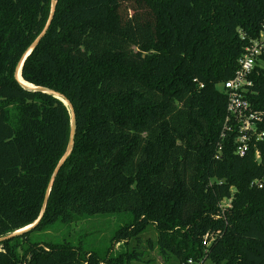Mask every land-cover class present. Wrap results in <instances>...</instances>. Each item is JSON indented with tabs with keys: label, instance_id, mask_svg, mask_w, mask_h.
Instances as JSON below:
<instances>
[{
	"label": "trees",
	"instance_id": "obj_1",
	"mask_svg": "<svg viewBox=\"0 0 264 264\" xmlns=\"http://www.w3.org/2000/svg\"><path fill=\"white\" fill-rule=\"evenodd\" d=\"M51 5L0 0V238L33 225L47 197L34 228L0 242V264H133L149 227L164 264H264V139L258 159L234 154L218 89L258 37L264 0H56L21 70L74 110L52 183L70 113L15 79ZM251 81L264 112V55ZM95 218L122 224L105 252L42 239Z\"/></svg>",
	"mask_w": 264,
	"mask_h": 264
},
{
	"label": "built area",
	"instance_id": "obj_2",
	"mask_svg": "<svg viewBox=\"0 0 264 264\" xmlns=\"http://www.w3.org/2000/svg\"><path fill=\"white\" fill-rule=\"evenodd\" d=\"M241 39L245 41V37L242 36ZM263 55L264 25L258 37L248 41L243 54L237 60V68L232 78L218 85L219 91L226 97V116L220 138L230 137L233 140L234 154L238 157H244L255 150V157L258 159L257 145L264 139V131L260 129L264 123V112L257 110L249 99L253 87L251 75ZM220 150L219 146L218 151ZM257 185L259 188L262 186L261 183ZM229 208L231 200L221 202V211ZM211 241L212 238L207 235L204 237L203 245L208 247Z\"/></svg>",
	"mask_w": 264,
	"mask_h": 264
},
{
	"label": "rangeland",
	"instance_id": "obj_3",
	"mask_svg": "<svg viewBox=\"0 0 264 264\" xmlns=\"http://www.w3.org/2000/svg\"><path fill=\"white\" fill-rule=\"evenodd\" d=\"M227 203V202H226ZM126 215L122 216V219H126ZM88 224L79 223L72 225L71 227L64 228V233L62 235L48 234L42 236L45 241L58 242L62 240H67L78 244L79 241L82 242L83 249H97L100 252H105L109 248V237L112 235L113 231L121 226L120 221H116V218H95ZM91 224H94L91 226ZM90 225V226H89ZM82 227V232L79 230ZM80 232V233H79ZM155 233L152 227H149L147 231L139 237V239H133L131 241V251L135 250L137 253H141V260L139 262H134L133 264H164L162 259L159 257L156 248L148 250L146 242L155 240ZM121 246L116 245L114 251H110V254L114 255L115 251H119Z\"/></svg>",
	"mask_w": 264,
	"mask_h": 264
},
{
	"label": "water",
	"instance_id": "obj_4",
	"mask_svg": "<svg viewBox=\"0 0 264 264\" xmlns=\"http://www.w3.org/2000/svg\"><path fill=\"white\" fill-rule=\"evenodd\" d=\"M55 5H56V0H52V5H51V12H50V19L44 29V31L39 35V37L32 43V45L30 46L29 50L26 52V54L22 57V59L20 60L16 71H15V79L16 81L20 84V86L22 88H24L27 91H32V92H40L49 96H52L53 98L59 100L68 110V112L70 113V117H71V122H70V134H69V140H68V144H67V148H66V152L64 154V156L62 157V159L60 160V162L58 163V165L56 166L55 170L52 173V177H51V183L54 181V179L56 178L59 170L61 169V167L63 166V164L65 163L66 159L68 158V156L70 155L72 148H73V144H74V137H75V133H76V128H75V114H74V110L72 105L70 104L69 101H67L66 99H64L62 96H60L57 93L52 92L51 90H48L46 88H42V87H35L32 86L30 84L25 83L22 80L21 77V70H22V66H23V62L25 60V58L38 46V44L40 43L41 39L45 36V33L50 25L51 19L53 17L54 14V9H55ZM51 185V184H50ZM47 198V197H46ZM44 201V205H43V211L45 209V205H46V199ZM43 211L41 213V216L39 217V219L33 224L31 225L28 229L24 230V231H20V232H16L13 233L11 235H8L6 237H2L0 238V242H3L5 240H9L12 239L15 236H18L24 232L29 231L30 229L34 228L40 221L42 215H43Z\"/></svg>",
	"mask_w": 264,
	"mask_h": 264
},
{
	"label": "bare ground",
	"instance_id": "obj_5",
	"mask_svg": "<svg viewBox=\"0 0 264 264\" xmlns=\"http://www.w3.org/2000/svg\"><path fill=\"white\" fill-rule=\"evenodd\" d=\"M30 227V226H29ZM29 227H27V228H25V229H23V230H21V231H24V230H26V229H28ZM20 232V231H19Z\"/></svg>",
	"mask_w": 264,
	"mask_h": 264
},
{
	"label": "snow or ice",
	"instance_id": "obj_6",
	"mask_svg": "<svg viewBox=\"0 0 264 264\" xmlns=\"http://www.w3.org/2000/svg\"><path fill=\"white\" fill-rule=\"evenodd\" d=\"M23 230V229H22Z\"/></svg>",
	"mask_w": 264,
	"mask_h": 264
}]
</instances>
